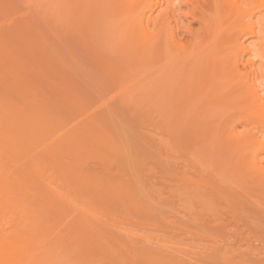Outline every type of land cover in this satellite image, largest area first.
Wrapping results in <instances>:
<instances>
[{"label": "rangeland", "instance_id": "374dc122", "mask_svg": "<svg viewBox=\"0 0 264 264\" xmlns=\"http://www.w3.org/2000/svg\"><path fill=\"white\" fill-rule=\"evenodd\" d=\"M2 1L4 2L8 0ZM46 1L47 0H10V3H4V5H7V7L3 5L5 7V10H3V12H0V37L3 40V43L1 44L3 51H0V84L3 85L4 83V80H2L1 78L3 71L11 66V96H14V102H16L15 100L17 98V101L20 100V104H22L21 100L27 98V96L29 97L31 93H34L35 95H37V98H39L40 101L46 103L41 118H46L51 123L54 120L59 121V123L62 124L63 129L61 128V126H55L53 122L52 129H54V126L57 128V130H55L56 128L54 129L56 135H60L65 130H70V128L73 130L72 127H74V129H77V136L79 138H81L87 144L94 146V148L98 150L100 154L105 156L104 159H107V162L104 161V159L99 161L97 157L92 155L93 153L89 154L92 151L81 152L80 150L81 153L79 154V158L85 162L83 174L86 173L87 175H89V180L97 181L98 183L96 182V185L100 184L101 189H95L93 186L88 184L87 179H85V181H82L80 177H74L68 178L63 181L60 184V186L63 188H61L60 190L61 192H68L71 197L74 196L75 199H77V205L79 207L87 205L95 208V210L97 211V217L104 219L105 216H108V218L112 220L113 225H110L109 222V224H103L102 221H92L94 219L88 220V218L90 219V217H85L83 213L81 214V212L79 211H76L75 213L76 215L81 214L79 215L81 216V219L82 216H84V221L88 220V223H90L89 221H91L93 225L89 224L90 226L101 228V231L105 232V234L100 233L101 235H112L110 238H113L114 236L118 239V242L121 241V243L119 242V244L117 242H114L115 238H113V242L115 244L117 243V245L119 246L116 247L113 243V246L111 248H116L117 251H114V249V253H111L110 251L108 253L102 252V255L101 253H99L101 256H99V254L97 253L96 255H98V257L95 254H92V260L86 259L88 255L86 254V256L83 253L84 256H80H86L85 258H82L83 260H80L79 256H76L80 261L78 259H73L75 258V253L73 254L72 252L77 249H75V247H72L75 250H70V253L74 255V257L72 256L74 262L72 260L71 261L75 264H144L142 261H140V255L142 253H145L146 251L150 255H152L151 253H153V255L155 254L154 256H151L152 259H154L155 257L157 258H155L153 261H157L161 258L163 259V262H165V264H167V259V262H172H169L170 264H264V186L261 185V183H259L257 180L255 181L258 183L255 184L254 179H250L253 181V183H251L252 181L247 182L249 179H247V181L246 179H242L245 177L251 178L250 175L252 174V172L248 169L245 170L246 168H241V172L238 171L239 173H241L240 175H243L241 179L237 175L238 173L234 168L232 169L235 170V173H233V171L230 172V168L229 170H227L229 171V173L235 175L239 179L236 180L233 175L232 176L234 178H232L231 175L227 176V170H221L219 164H227L228 162L226 161H230L231 159L235 160L231 158V156L233 157V155L230 154V156L228 151H225L227 155L224 156H221V154L224 153L223 151V153L218 151L219 153H221L218 155L216 150L219 149V147L215 148L212 144L211 145L214 150L211 149L206 151V149H202L206 147L208 139H206V137H208L206 131H211L212 134V131L214 130L211 129L217 128V126H219L220 124L223 125L221 126V129H224L228 124L235 123V132L240 134H245L252 128V131L254 133L258 132V130L260 129L259 125L249 122L245 123L244 120L239 119L236 116H230L231 112H235V110L239 108V103L228 109H226L222 104L220 106L217 105L218 108L217 106L215 107L217 112L216 114L218 116V118L216 119L218 120L215 122L213 119H210L211 117L208 118L211 122L214 123H218V121L223 119V117L226 120H221V123L219 122L220 124L218 125L215 124V127L212 126V123V127H210L211 129L208 127V125L207 128L209 129L205 128V131L203 130L205 133L202 134L200 133V131H202L201 126L203 125V127H206V122L205 126L204 123L200 126L201 129L198 128V130L196 128V126L198 125H196L198 119H196V123H194L195 118L193 119V117H196V115L193 116V113H191L195 111L194 107L190 108V105L188 108V106H186L187 103L185 104L184 102L186 107V109L185 107L184 109L191 111L190 113L192 116L191 118H189L188 114L185 110H183V108H178L179 105L182 107L184 106L181 105V101L185 100L180 99V104L178 103L179 105L177 108L174 105L175 109L173 110L178 113L182 112V110L185 111L183 112V116H185V119L181 118L183 117L181 113L178 117L176 116L178 114L173 112L175 115H173L172 118L175 119L176 116V119L179 120V122L176 119L175 121H173V119H171L173 113L171 114L169 112L171 114L170 116L165 110L166 108L168 110H171V106L168 104V108V105H166L167 103L165 104L163 101L162 102L164 104L161 103L160 100L163 99V97H160L161 99H159L158 96L156 97V95H154V93L157 94L158 91L157 93L152 92L151 94V89L150 91L147 90V94L144 97H140L142 99L137 98V96L139 97V95H137L135 93L136 91L134 92L132 88L131 90L133 91V93L129 92L127 89V91L131 93L130 95L134 96L133 94H136L137 96H134L135 99L133 98L132 103L127 100L126 97H124V99L128 101L127 104H129V102L131 103L130 105L134 103L133 108H131L127 104H124L123 93L121 95L120 92V87L123 84L120 85L118 89L117 87L114 88V82L110 83V77L113 74L115 75V72L112 71L114 66H116L118 63H121V65L124 67L126 66L125 64H128L129 62L125 63L115 61V59L117 60V55H112L113 53H111V51L114 52L113 50H111L113 49V44H111L110 42L109 46L111 51H109L108 47L105 46L106 44H102L104 39L110 36H106V32L112 29L110 26L111 22H108L109 25L105 27L102 24L99 25L101 23L98 22L100 21V18L97 17L98 14L95 15L98 9L95 10L92 8V11L95 10L96 13L95 11L93 13L90 10L91 8L86 9V6L89 7V2H87L88 4L84 3L85 6H81V4L83 3H80V1L82 2L83 0H79V2L72 0L73 2H77V4L80 5L72 2V6H65L68 10H65V7L61 9V6H59V2H62L64 0H55L51 5L52 7L48 6V4L44 6V4L47 3ZM154 1H158L159 3V5L157 4L153 7V15L156 16L162 12L161 5L164 4H162V0ZM171 1L173 3L172 12L170 14L171 25L174 26L177 40L182 41L186 38H190L193 35V31L198 28V23L194 21L190 16L188 17L190 10V0ZM38 3H41V9L36 8L38 6ZM64 3L67 2L65 1ZM8 4L10 5L8 6ZM90 6L93 7L92 4ZM95 6L96 5H94V7ZM84 8L86 10H89V13H86L85 10L83 11L85 12L84 15H87V17L90 16V21L87 20L89 21L87 22L88 25L85 23L87 26H82V24L86 22L83 21L84 19H82L84 18V16L82 15L83 17L80 18L81 15L76 16V14L74 13V19L76 17H79V20L82 19L83 22L82 23L81 21L75 19L77 23L76 25L72 14V12L74 11H71L69 9H77L75 10L77 14H83V12H80V10ZM43 9L46 11L59 10L58 12H60L63 17H61L60 14L61 20H59V22L57 23H54L53 21L57 19V16H59L58 12L55 11L57 12L55 20V16L53 17L52 14L51 16L49 12H47L48 16L50 15L53 18L52 20V18L50 17V21V19L44 15L45 13L42 14ZM99 9H102V7L100 6ZM70 11L72 14V22L70 20H67L66 22L68 23L69 21L70 23H73L74 21L72 25L68 23V27L70 26V29L73 27L74 31H72L71 29L73 35L71 34L70 29H68V27H65L66 25L64 26L61 24H64L66 17L70 19V17H68ZM55 12H53V14H55ZM102 12H104V10H102ZM40 13L42 15H40ZM91 14L95 16L96 19L95 17H92ZM43 15L47 19L42 17ZM104 16H101V21H103L102 19H105ZM87 17L85 16V18ZM27 22L32 25V28L35 27L34 29H36L37 32L35 30L34 31L38 35H34L35 37H38L36 39H39V37L41 36L40 38H42V42L39 41L38 43V41L34 39L38 44L36 42V44H34V41L32 42V44L31 39L34 38V35L30 32L27 33L29 35L24 33L25 37L19 39L23 40V43H21L24 44L23 46L18 43V35L21 34L23 36V31H20L21 33H19L17 27L27 24ZM79 22H81L82 24H80ZM78 24L80 25L78 26ZM25 26L26 25H24V27ZM80 26L83 28H80ZM51 27H53V29ZM63 27L65 29H63ZM19 28L21 27H18V29ZM77 29H79L78 32ZM25 30L26 29H24V32ZM16 31H18L19 34H17ZM98 33H100L99 35L102 34L103 36H99ZM21 35L19 36L21 37ZM106 41L108 40L106 39ZM112 41H114V39ZM248 41L249 39L245 40V43ZM28 43L32 45V48L29 47L30 45ZM83 45H85L86 48L85 46L83 47ZM27 46L28 50L32 49L36 56L34 54L31 55L26 52L28 51L25 50ZM102 46H105V48H102ZM6 48H9L11 50L10 56H7V54L4 53L6 51ZM91 49H95L94 52ZM103 51L108 53V58L114 60L115 62H111H114V64L116 65H114L113 63L112 65L110 61L107 60L108 58L105 53L104 55H99L100 53L102 54ZM91 52H93V54ZM115 53L117 52L115 51ZM33 56L35 57V59ZM55 56L59 59L55 60ZM53 57L55 58L53 59ZM97 57H99L98 59H100V62L103 59L102 62L105 64L106 68H110L108 69L107 73L105 72L107 71V69L103 67L104 64L101 65V63L98 62L99 60H96ZM103 57L109 62L111 66L106 65V60ZM92 58L95 61H93ZM97 62L102 66V68L101 66L97 65ZM153 64L155 65V63ZM136 65L137 63L133 64V66L136 67L134 69H137ZM117 66L119 67V69H122L119 64ZM131 66L132 65H130V67ZM149 66L152 71L153 69L155 70V67H153L151 63ZM148 67H145V70L142 69L143 67L141 68L143 70V74H138L136 71L135 72L139 76L141 74L142 76H145L144 71L147 72L146 70H149ZM103 68H105L106 70H104ZM125 68L127 67H124V70L126 71ZM102 69L104 72L102 71ZM127 69H130V71L132 72V67ZM109 70H111V73H113L110 74ZM121 71L120 73H122ZM130 71L128 73L132 75ZM159 71H161L160 68L153 71L154 73L152 72L151 75L154 76L157 72L160 73ZM135 72L133 73L135 74ZM104 73L106 75L108 74V77H106ZM147 73H149V71ZM138 75H136L135 78L138 79L141 77H138ZM111 78L113 79L114 77ZM123 78L125 80L128 79L124 76ZM135 78H133L132 80L128 79L129 81H126V84L122 87L130 83V80L131 82L136 80ZM148 78H151V76H149ZM119 79L115 78V80H118V84H120L119 82H122V80ZM147 79L146 81L147 83H149L148 80L150 81V79ZM139 82H141V84H144L142 83L143 80H139L138 83ZM177 82L178 81H176V83ZM178 84L180 83L178 82ZM115 85L117 86V83H115ZM135 86L136 85L133 86V89H136ZM137 86H139V88L141 87L143 91L146 87L145 84V87L142 85L140 86V84H137ZM28 87H30V90H32L31 92L28 90ZM154 89L155 91L157 90L156 88ZM143 91L138 89V92ZM128 92L126 94H128ZM60 93H64L65 95L69 94L70 96H72L73 99H75L73 102L76 101L75 103L77 106H74V108L69 107L70 101L69 104L67 102L68 100L66 101L67 103H65L64 101L66 100V97L64 94L63 96ZM131 98L132 97L130 96V100ZM177 98L180 97L177 96ZM11 99H13V97ZM173 102L175 101L172 100L171 104ZM17 103L19 102H16V104ZM82 104L86 111L84 113L80 111L82 108ZM161 104L163 106L166 105V108H164L165 106L163 107ZM210 104L211 103L207 105ZM33 106L35 105H32V108H30V106L28 107L30 109H33ZM206 108H203L202 111L205 112ZM82 111L84 110L82 109ZM88 116L91 120L98 121L100 128L103 130L102 138H105L104 134H106V136H109V141H113L116 144L117 148H120V150L123 152L122 154L119 151L115 152L104 145H98L95 143L94 139H92L90 136V132H94L99 135L100 129L99 127H95L94 124L88 125V123L90 122L88 121V119H86V117ZM190 119L192 122L194 120L193 124H195V127L193 126ZM58 128L62 129V131ZM194 131L196 133L197 131L199 132L196 134ZM204 134H207V136L205 137ZM219 135L221 136V133ZM221 141L222 143L220 141L219 142L223 145V140ZM208 142L210 141L208 140ZM213 144L216 145L215 143ZM208 145L210 144L208 143L207 146ZM221 147L223 149V146ZM38 149L39 148H37L35 152H37ZM127 149L129 150L128 155L126 154V151H128ZM77 152L79 153V150ZM40 153L38 155H41L42 157L44 154L43 152L41 154ZM102 155H100L99 157H101ZM39 156H37V158ZM64 156L66 155L64 154ZM126 156H128V160L130 161V163L127 158L125 159ZM226 156H228L230 159L228 158V160H226ZM41 157H39V159ZM66 157L67 158L64 157V160L68 159L69 156ZM224 157L225 159H223ZM214 160L219 161V163H215ZM232 160L231 162H233ZM56 163L60 165L64 164L65 166L68 165L64 161H57ZM131 164L133 166H131ZM226 168H228V166L225 167V169ZM175 172L176 174H180L181 176L185 177L186 180L188 179L190 181L184 182V179L183 181L179 180L180 178L177 179V176L180 175H176ZM246 172L249 173L247 174ZM83 174L82 177H84ZM228 179H235V184L233 182L232 184L229 183ZM196 181H198V183ZM113 182L116 184V186H118V188H120L121 193H123L124 195H127V191L129 192L131 188V191L129 192L133 196V200L131 199V201L139 202L140 200V206L136 208V206L133 205L134 203H132L131 201L130 203L128 200L129 198H127L126 196L125 197L127 199H123L124 201L120 200L121 202H124L123 204L125 205L119 202V199L117 197L115 199H118V202L114 201V198L113 200H111L113 192H111L110 189V196V193L106 194L108 192L106 191L105 193L104 189L106 186L110 185ZM200 183L201 186H199ZM41 188L42 187H37L36 189L41 190ZM101 193H105V195L109 196L103 197L102 195V199L98 200V196H96L95 194L99 195ZM133 193L136 194V196H134ZM54 201L56 200L54 199ZM57 202L59 204V200ZM63 206L65 212L71 208H69V206L68 208H66L67 205L65 204ZM70 211L75 212L73 208H71ZM68 212H66V214H72V212ZM66 214L64 216H67ZM80 234H77V236L79 238H83V234ZM72 239L71 241L75 243L76 239ZM81 242H79L78 244L77 239V244L79 245V247L80 245L82 247ZM74 243H72L73 246ZM107 244L110 245L111 243H106L105 245ZM82 251L86 252V250ZM70 253L68 254L71 255ZM148 255H146V257ZM150 255L149 258L147 257V259H150ZM70 257H68V259ZM146 257L144 258L146 259ZM112 258L116 259L115 263L114 261H111ZM65 261H69L70 263V260ZM146 263L147 262H145V264ZM148 264L153 263H149L148 260Z\"/></svg>", "mask_w": 264, "mask_h": 264}, {"label": "bare ground", "instance_id": "6f19581e", "mask_svg": "<svg viewBox=\"0 0 264 264\" xmlns=\"http://www.w3.org/2000/svg\"><path fill=\"white\" fill-rule=\"evenodd\" d=\"M54 1L55 0H47L46 1L47 3L44 4V6L47 4L48 6H51ZM65 1L69 4L64 3ZM75 1L79 2V0H75ZM91 1L83 0L82 2L80 1V3H83L81 4V6L82 5L85 6L84 3L87 2H89L90 5L92 4L93 7L90 6L88 3L87 4L89 7L87 6L85 7L86 9L91 8L90 9L91 11L92 8L95 10L98 9L97 13L95 10L94 11L96 13L95 15L98 14L97 17L100 18V21L98 22L101 23L99 25L102 24L105 27L109 25L108 22H111L112 24V25L110 24L112 29L106 32L107 33L106 36L110 35L106 37L108 41H106V39H104V41L101 39L103 41L102 44L103 45L106 44L105 46L108 47L109 51L111 50L114 51V52L111 51V53H113L112 55L114 54L117 55V60L115 59V61L125 62V63L129 62L128 64H125L126 66L124 67L127 68L132 67L131 69L132 72L130 71V69L127 68H125L126 69L125 71L121 63H118L123 70L119 69V67L117 66L118 64L117 65L114 64L115 61L112 60L111 58H108L109 55H107L108 54L107 52L103 51L102 54L99 52L100 53L99 55H104L105 53L108 58L107 60H109L111 64L113 63L114 65H116L112 69V71L115 72V75L114 74L111 75V77L114 78L112 79L110 77L111 80L110 83L114 82L113 83L114 88L117 87L118 89L120 85L122 84L125 85L126 81H129L128 79L132 80L133 78H135L136 75L142 73V71L145 70L150 65V63L151 65H153V67H155V70L158 68H160L161 70L159 71L160 73L155 72L157 75L155 74L154 76H152L151 73L155 70L153 69L152 71V69L149 66L148 67L149 70L148 69L146 70L147 72L149 71V73L144 71L145 76H142L143 74L142 73L140 75L141 77L138 75V77L140 78L138 79L135 78L136 80L132 82L130 80V83H128L124 87H122L123 86L122 85L120 87V92L121 95L123 93L124 104L128 103L127 100H129L132 103L133 98L135 99L137 95H139V97L137 96V98L144 97L147 94V90L150 91L151 89L152 90L150 91L151 94L152 92L157 93L158 91L159 94L157 93L158 94L157 95L154 93V95H156V97L158 96L159 99L163 97L164 100L161 99L160 100L161 103L164 102L165 104L167 103L166 105L169 104L171 106L172 112L170 109L168 110L166 108V105H164L165 106L164 107L161 104L164 108H166L165 110L167 111L168 115L171 116V114L174 112L178 114L176 116L179 117V114L181 113V115L183 116L184 115L183 112L185 111L188 114L189 118H191L192 115L193 116L196 115L197 118L193 117V119L195 118L194 119L195 122L194 120L193 122L196 123V119H198L196 125L198 124L199 126L198 125L196 126L197 129L200 128V126L203 123L205 126V122H206V127H203L202 125L201 126L202 129L200 128L202 130L200 131V133L203 134L205 133L204 132L205 128L209 129L212 126L215 127L216 125L221 123L220 122L221 120L223 121V119H225L223 117V119L219 120L218 123H214L209 120L210 117H211L210 119L211 120L213 119L215 122L218 120L216 119L218 118V116L216 114L217 112L215 108L217 105L220 106L223 104L224 107L228 109V108H232L235 104L239 103V108L236 109L235 112H231L230 116L231 117L236 116L237 118L244 120L245 123L249 122V123L258 124L260 127L258 132L254 133L252 131L253 129L252 128L251 130H249V132L245 134H240L235 132V123L228 124L227 127L224 129H221V126L223 125L220 124L219 126H217V128H212V129L210 128L211 130H214L212 131V134L211 131L210 132L206 131L208 137H206L207 134L206 135L204 134V136L206 137V139L207 138L208 139H207L206 147L202 149H206L207 151L213 149V147L215 148L219 147V149L216 150L218 155L223 152L225 153V151H228L229 155L230 154L233 155V157L230 155L231 158L235 160L231 159L233 161L231 162V160L230 161L228 160L229 157L226 156L227 157L226 160H228L226 162H228L227 164L229 165L225 163L224 164L222 163L223 164L222 165L220 163L219 167L221 168V170L225 171L227 169L229 170L230 168L229 171L230 172L233 171V173H235V170L232 169L234 168L238 173L236 174L241 179L243 175H240L241 173H239L238 171L241 172V168L243 169L246 168L245 170L248 169L252 172L251 174L252 176L250 175L251 178H247L245 177L244 174L245 178L242 179H246V181L247 179L249 180L254 179L255 184L259 182L261 183V185L264 186V0H190V4H189L190 10L188 17L190 16L194 21L198 23V28L193 31V35L190 38H186L185 40L182 41L177 40L174 26L171 25L170 14L172 12V5H173L171 0H162L163 1L162 4H164V5L160 4L162 12L156 16L153 15V11H154L153 7L157 4L159 5V3L158 1L155 2L154 0H116V1L91 0ZM72 2H73L72 0H70V2L69 0H64L62 2H59L60 4L59 6H61V9L64 8L65 6L66 7L70 5L72 6L71 4ZM0 3H1L0 12H3V10H5L4 8L7 7V5H4V3H10V0L4 2L1 0ZM73 3L77 4V2H73ZM40 4L38 3L37 4L38 6L36 8L41 9L42 5ZM9 5L10 4H8V6ZM94 5H96L98 8L96 6L95 8ZM100 6L102 7V9H99ZM66 7L64 8L65 10L67 9ZM85 8L80 10V12H83V14L81 13L77 14L75 12V10H77L78 7L75 10L69 9L71 11H74L72 12L73 19L75 14L76 16L81 15L80 18L84 16V18L82 19H84L83 21H86L84 22V24L85 23L87 24V22L90 21V16L87 17V15H84L85 12L89 13V10H86ZM83 10H85V12ZM102 10H104V12H102ZM55 11L58 12L59 10H55ZM55 11H46L43 9L42 14L45 13L44 15L48 17L51 21L52 15L53 17L55 16L54 20L56 19L57 12ZM71 11L70 14L68 15L70 19L66 17L64 24L61 23L64 26L66 25L65 27H68V23H70L69 21L67 23L66 22L67 20H70L72 22ZM94 11L92 12L94 13ZM47 12H49V14L52 15L48 16ZM53 12H55V14H53ZM42 14L40 13V15ZM60 14L61 13L58 12L59 16H57L56 19L57 21L56 20L53 21L54 23L59 22V20H61L60 18L63 17L62 14L60 17ZM102 14H104L105 16ZM44 15L42 17H44ZM85 16L87 18H85ZM101 16L105 17V19H102L103 21H101ZM92 17L95 16L92 15ZM80 18L76 17L75 19L82 22V19L79 20ZM81 22L79 23L82 24L83 22L82 23ZM102 22L103 23L105 22L104 23L105 25ZM28 23L29 22H27V24ZM73 23L70 24L72 25ZM27 24H24L26 25L25 27L24 25L18 26L21 27L19 29L17 27L19 33L23 31L22 32L23 36L19 34L18 31H16L17 34L21 35V37L18 35V40L22 37L23 38L25 37L24 33L27 34L31 32V34L33 35L37 34L36 29H34L35 27L32 28V25L30 23L28 24L27 27ZM80 24H78V26ZM84 24H82V26L88 25V24L87 25ZM69 27L68 29H70ZM51 28L53 29V27ZM80 28L83 27L80 26ZM24 29H26L25 32ZM63 29L65 28L63 27ZM71 29L72 31H74L73 27ZM72 31L71 34L73 35ZM78 31L79 29H77V32ZM99 34L100 33H98V35ZM35 35L34 38L31 39L32 40L31 43L34 41V44L37 43L36 41H38L39 43V41L42 40V38H40L41 37L40 35H39L40 36L39 39H36L38 37H35ZM34 39H36V41ZM113 39L114 41H112ZM248 39L249 41L245 43V40ZM19 41H18L19 44L23 43V40H19ZM110 42L111 44H113L112 45L113 49L111 50L109 46ZM2 43L3 40L0 37L1 52L3 51L1 46ZM28 44L30 45L28 46L32 48V45L30 43ZM23 45L24 44H21V46ZM28 46L27 48H25V50H28ZM84 46L85 45H83V47ZM105 46H102V48L103 47L105 48ZM30 50L26 52H28L31 55L33 54L35 55L33 50L32 49ZM91 50L94 52L95 49H91ZM115 51L117 53H115ZM93 52L91 53L93 54ZM4 53L7 54V56H10L11 50L9 48H6V51ZM118 53L120 54V57ZM55 57H53V59ZM98 58L99 57H97L96 60H99L98 62H100V59ZM57 59L59 58L56 57L55 60ZM107 60H106L107 63L106 65L109 66L110 64ZM93 61L95 60L93 59ZM102 61L103 59L100 62L101 65L104 64ZM98 62L97 65L101 66ZM134 63H137L136 65L137 69H134L136 68L135 66H133ZM153 63H155V65ZM141 64L144 65L142 66ZM130 65L132 66L130 67ZM103 67H105V64L103 65ZM138 67H141L143 70ZM105 68L103 69L104 70L107 69V71H105L107 73L108 69L110 68L108 67L106 69ZM109 71L110 74L113 73V72L111 73V70ZM120 71L122 73H120ZM129 71L132 75L128 73ZM135 71L138 74H136ZM133 72H135L136 75ZM123 76L128 79L125 80ZM149 76H151V78H148ZM106 77H108V74L106 75ZM142 77L144 79L146 77L150 79L149 81L146 78L149 83H147L146 79L144 80ZM1 78L2 80H4L3 81L4 83L3 85L0 84V264H71L72 261L74 262V260L78 259L77 258L78 256L79 259L81 260L82 258H85L88 255L86 259L92 260L93 258L92 254L96 255L97 253L98 254L101 253L102 255V252L108 253L109 251L111 253H114V251H117V249L111 248L113 246V243L114 242L121 243V241L118 242V239L113 236V238H115L113 242L112 240L113 238H110L112 235L111 236L101 235L102 233L105 234L104 231H101L102 230L101 228H97V227L95 228L94 226H90L89 224L93 225V223H91V221H89L90 223L87 222L88 220L94 219L92 221L95 220L98 222L102 221L103 224L110 223V225L111 224L113 225L112 220H110L108 216H105L104 219L97 217L96 216L97 211L95 210V208H92L90 206L83 205V207H79L77 205V199H75L74 196L71 197L68 192H61L60 190L61 188H63L60 186V184L63 181H65L68 178H74V177H80L82 181H85V179H87L88 184L93 186L95 189L100 190L101 185L100 184L96 185L97 181L95 180L91 181L89 180L90 179L89 175H87L86 173L83 174L85 168V162L79 158L80 157L79 154L83 151L84 152L92 151L91 153L89 152L88 153L89 154L93 153L92 155L97 157L99 161L103 160L105 156L100 154L99 151L94 148V146L87 144L85 141L79 138L77 136L78 135L77 129L76 128L74 129V127H72L73 130L70 128V130L67 129L68 131L65 130L64 132H62V134L56 135L55 134L56 132H54V129L56 128L55 126L57 125L61 126V128L63 129L62 124H60L59 121L53 120L55 126L54 129H52L53 122L51 123L48 121V119L41 118L46 103L40 101L39 98H37V95H35L34 93H31L29 97L27 96V98L21 100L22 104H20V100L17 101L18 99L15 97L16 98L15 101L19 102L16 104V102H14V96H11V80H10L11 66L8 67V69H6L5 71H3ZM115 78L116 79L120 78L119 80H122V82H119L120 84H118V80H115ZM139 80H143L142 83H144L146 87L144 86V84H141V82L138 83ZM176 81H178L180 84H178V82L176 83ZM115 83H117V86L115 85ZM137 84H140V86L141 85L144 86L146 92L145 90L143 91L141 87L139 88ZM134 85H136L135 86L136 89L135 88L133 89ZM151 86H153L157 90L155 91V89ZM28 88H29L28 90L31 92L32 90H30V87ZM131 88L132 90H134V92L136 91L135 93L137 95L133 94L135 97L130 95L131 93H133ZM137 88L143 92H138ZM127 89L131 93H129ZM126 91L128 92V94H126L127 93ZM60 94L63 95L64 93L63 94L60 93ZM130 96L132 97L131 100H130ZM177 96L180 98H177ZM12 97L13 99H11ZM65 97H66V100L64 98L65 103L68 102L69 104L70 101L69 107L74 108V106H77L75 103L76 101L73 102L75 99H73L72 96L68 94L65 95ZM124 97H126L127 100L124 99ZM180 99L185 100V101H181L182 103L181 105H184L183 107L179 105ZM172 100L175 101L172 103L173 106L171 104ZM130 102L127 105L133 108L134 103L130 105L131 104ZM184 102L185 104L186 103L189 104V105L186 104L188 108L190 105H191L190 108L194 107L195 113L189 110H185L186 107ZM209 103L211 104L207 105ZM32 105L35 106H33V109H30L32 108L31 107ZM169 105L167 106L168 108ZM174 105L176 108L179 105L178 108L180 109L181 107V109L183 108V110L185 111L182 110V112L180 113L176 112L175 110H173L175 109ZM28 106H30V108ZM203 108H206L205 112L202 111ZM82 109L84 111H82ZM80 111L83 113L86 112L83 104ZM190 112L193 114L191 115ZM174 113L171 116V119H173V121H175V119L177 118L176 116L175 119L172 118L173 115H175ZM181 118L185 119V116ZM86 119L90 121L88 125L94 124L95 127H99L100 129L99 135L94 132H90V136L92 139H94L96 144L104 145L110 150H113L115 152L119 151L121 152V154L123 153L120 150V148H117L116 144L113 141H109V136H106V134H104L105 138L104 139L102 138L103 130L100 128L98 121L91 120L89 116L86 117ZM177 121L179 122V120ZM194 125L195 124H193V126ZM207 126L209 128H207ZM58 129L62 131V129L60 128ZM55 130H57V128ZM198 132L199 131H197V133ZM220 133L221 136L219 135ZM208 140L210 142H208ZM221 140H223V143L225 145L221 144L222 143ZM208 143L210 145L212 144L213 147L212 145L207 146ZM213 143H215L216 145H214ZM219 143L221 144V146H223V149L225 146L224 150L222 149ZM37 148H39L38 149L39 151L37 150L38 153L35 152ZM78 150L79 153L77 152ZM218 151L221 153H219ZM40 152L41 153L43 152L44 154V155L42 154L43 155L42 157L41 155L40 156L38 155ZM128 153L129 150L126 151L127 155ZM224 153L221 154V156L227 155L226 153L225 154ZM64 154L66 156H69L68 159L64 160V157L67 158L66 156H64ZM100 155L102 156L99 157ZM37 156L41 158L39 159V157L37 158ZM126 158L128 160V156H126L125 159ZM223 159H225V157ZM62 160L68 165L65 166L64 164L60 165L56 163L57 161L63 162ZM106 160L107 159L105 158L104 161ZM216 162L217 164L219 163V161L217 160L215 161V163ZM131 166L133 165L131 164ZM227 166L228 168L225 169V167ZM228 170H227L228 173L226 172V175L232 176L233 174L229 173ZM56 171L58 174L56 173ZM246 173L248 174L249 172ZM82 174L84 175V177H82ZM176 175H180V174H176ZM233 176L236 178V180L239 179L235 175ZM233 176L232 178H234ZM182 177L183 176L181 175L177 176V179L180 178L179 180L182 181L184 179V182L190 181L188 179L186 180L185 177L183 178ZM228 180L227 181L231 184L232 182L234 183L235 181V179L234 180L228 179ZM249 180L247 182L252 181ZM255 180H257L258 182H256ZM196 182L198 183V181ZM251 183H253V181ZM199 186H201V183L199 184ZM37 187L39 188L42 187V188L41 190H37L36 189ZM106 187L104 189L105 193L106 191L108 192L106 194L110 193L109 192L110 189L111 192L114 193V196L112 193L111 200H113L114 198V201L118 202L119 199V202H121L124 201L123 199L129 198L128 200L130 202L131 199L133 198V196L129 193L131 191V188L129 192L127 191L128 194L124 195L123 193H121L120 188H118V186H116L114 182ZM105 193H101L99 195L95 194V195L98 196V200L102 199L101 198L102 195L103 197H108L109 195L111 196V193L108 196L105 195ZM134 196H136V194H134ZM116 197L118 198L117 200L115 199ZM54 199L56 201H54ZM58 200H59V204L57 202ZM140 202L141 201L139 200V202L137 201L132 203H134L133 205L136 206V208H138L140 206L139 205ZM121 203L123 204L124 202ZM64 204L67 205L66 208H68L69 206V208L70 207L73 208L75 212L70 211L71 210L70 208L68 211L72 212V214L68 211L66 212L70 214H66L63 206ZM76 211L81 212V214L83 213L85 217L87 218L90 217V219L88 218V220L86 219L87 221H84L83 218L85 217L82 216L81 219V216H79L81 214L78 213L79 215H76L75 214ZM65 214L67 216H64ZM80 233L83 234L82 235L83 238H79L77 236V234ZM72 238H74V240L76 239L75 243L71 241ZM77 239H78V244L79 242L82 241L81 242L82 247L80 245L81 248L77 244ZM72 243H74V246ZM106 243H111V244L105 245ZM117 243L116 244L114 243L116 247L119 246L117 245ZM72 247H75V249L77 250H75ZM70 250L77 251V252L75 251L72 252L73 254L75 253L74 254L75 258H73L74 255L70 253L71 252ZM82 250H86V252H83ZM68 253H70L71 255H69ZM83 253L87 255L85 257H80V256H84ZM142 254L140 255L141 256L140 261H142L144 264L145 262H147L146 264H148V260L149 263H153V264H165V262H163V259L161 258L158 259L157 261L156 260L153 261L156 258L155 257L154 259H152L151 256L153 255V253H151L152 255H150L148 252L145 251V253ZM148 254L150 255V259H147V257L149 258ZM101 255L99 254V256ZM146 255L148 256L146 257ZM64 256H66L67 258ZM96 256L98 257V255ZM68 257L70 258L68 259ZM144 257H146L147 260ZM64 258L65 260H70V263L69 261H65ZM143 259L146 261H144ZM167 260L166 263L168 264L170 261L167 262ZM111 261H114L115 263L116 259L112 258ZM73 262L72 264H75Z\"/></svg>", "mask_w": 264, "mask_h": 264}]
</instances>
